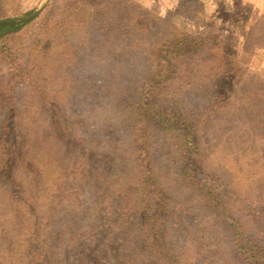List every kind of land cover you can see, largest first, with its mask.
<instances>
[{"label": "trees", "instance_id": "1", "mask_svg": "<svg viewBox=\"0 0 264 264\" xmlns=\"http://www.w3.org/2000/svg\"><path fill=\"white\" fill-rule=\"evenodd\" d=\"M37 17L0 23V59L26 83L23 105L48 84L74 120L65 146L0 134V170L16 158L22 190L0 264H199L202 249L209 264H264V211L206 154V125L253 73L225 30L197 36L133 0H62L24 46Z\"/></svg>", "mask_w": 264, "mask_h": 264}, {"label": "rangeland", "instance_id": "2", "mask_svg": "<svg viewBox=\"0 0 264 264\" xmlns=\"http://www.w3.org/2000/svg\"><path fill=\"white\" fill-rule=\"evenodd\" d=\"M82 1L94 4L103 0ZM133 1L197 36H207L209 33L214 37L215 30L224 29L227 42L238 56L237 60L243 68L253 72L247 74L241 71L244 78L239 80L236 89V96L237 92L241 94L240 105L232 99L229 106L215 113L205 127L204 138L209 161L214 165L224 164L226 177L239 181V190L244 196L251 198L250 202H243L244 206L251 207V212L264 211V0ZM61 2L62 0H4L0 4V16H24L45 5L38 17L18 35L20 41L26 42L25 46L39 27L58 15ZM210 28L215 30L210 31ZM24 51L27 52L25 49ZM29 59L30 55L25 57L22 52L20 65L27 66ZM11 78L9 64L6 57H3L0 59V134L6 133V142L12 147L17 145L21 127L23 133L32 131L33 137L35 134L36 138L41 137L43 146L50 142L65 146L67 141L58 128L61 127L60 124L74 120L70 104L64 106L61 98H56L47 84V96L38 92L33 95L34 99L23 105L28 92L26 83L16 78L10 81ZM9 84L12 88L10 93L7 92ZM75 108L82 107L75 105ZM81 112L84 113L83 110ZM72 129L75 134L76 129ZM14 156H17L15 151ZM13 167L11 171L8 167L4 168L7 176L0 170V263L5 247L2 234L8 227L2 220L6 218L9 207L19 201L22 194L18 185L20 180L15 177L19 170L16 158ZM252 203L254 204L250 205ZM30 206L32 209L40 207L34 201ZM17 215L19 214H16V224L19 222ZM38 216L42 218V215ZM11 249L12 247L9 250ZM195 254L196 251L193 255ZM211 254L209 249H202L197 256L199 264H209ZM29 258L30 256L27 260Z\"/></svg>", "mask_w": 264, "mask_h": 264}, {"label": "water", "instance_id": "3", "mask_svg": "<svg viewBox=\"0 0 264 264\" xmlns=\"http://www.w3.org/2000/svg\"><path fill=\"white\" fill-rule=\"evenodd\" d=\"M44 9H45V5L41 6L40 8L24 16L0 18V23L30 20V19L37 17Z\"/></svg>", "mask_w": 264, "mask_h": 264}]
</instances>
